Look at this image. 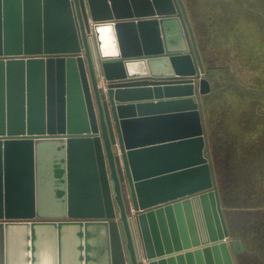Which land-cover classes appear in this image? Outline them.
Returning a JSON list of instances; mask_svg holds the SVG:
<instances>
[{"label":"water","instance_id":"obj_1","mask_svg":"<svg viewBox=\"0 0 264 264\" xmlns=\"http://www.w3.org/2000/svg\"><path fill=\"white\" fill-rule=\"evenodd\" d=\"M184 0H0L4 264H238Z\"/></svg>","mask_w":264,"mask_h":264},{"label":"rangeland","instance_id":"obj_2","mask_svg":"<svg viewBox=\"0 0 264 264\" xmlns=\"http://www.w3.org/2000/svg\"><path fill=\"white\" fill-rule=\"evenodd\" d=\"M184 2L197 41L200 40L205 48L204 55L211 58L205 61L202 55L206 70L204 75L211 89L221 86L217 96L205 98V133L208 153L215 168L220 169L227 179L225 182L230 184V189H226V201L237 213L231 218L233 227L237 229L249 222L251 216L258 214L264 219V195L261 196L263 191L260 189L264 188V169L262 172L257 165H253L249 167L251 175L244 170L243 176L238 177L239 168L247 169L246 161L258 164L255 147L246 149L240 141H259L264 137V0ZM227 63L230 68L209 75L213 76L211 81L208 68L219 70ZM240 87L248 89L249 94L239 90ZM244 113H250L247 116L250 121ZM255 115L262 119L254 118ZM258 190L261 191L257 193ZM246 191H250L252 197H245ZM1 238L0 235V264H4ZM236 257L238 264H261L257 263L256 256L245 251Z\"/></svg>","mask_w":264,"mask_h":264},{"label":"trees","instance_id":"obj_3","mask_svg":"<svg viewBox=\"0 0 264 264\" xmlns=\"http://www.w3.org/2000/svg\"><path fill=\"white\" fill-rule=\"evenodd\" d=\"M198 42H199V46H200L199 48L201 49L200 50L201 54L203 55L205 61L210 60L211 59L210 57H206L204 55L205 48L201 46L200 40ZM202 49H203V51H202ZM212 68L213 67L208 68V70H207L208 76L212 75V73H214V72L217 73L218 71H223V70L229 69L230 64L227 63L225 66L220 67L219 70H214V69L212 70ZM209 78L211 81L213 80V76H209ZM220 87L221 86L212 87V89L208 93L203 95L202 103H201V109H202V113H203L205 126H206V119H205L204 112H205L206 104H207L205 102V98L206 97L209 98L210 96H217L219 94V91H220L219 88ZM239 90H241L243 93L245 92L246 95L249 94V91H247L248 89H243L240 87ZM245 111H249V110H245ZM243 115L245 118L249 119V121L251 120L250 117H247L248 115H250V113L249 114L244 113ZM253 117L257 118V119H262L259 115H255ZM238 140H239V137H238ZM238 140H236V142H238ZM250 143H253V144L249 146ZM240 144H242L243 146L245 145L246 149L251 147V146L255 147V150H256L255 160L258 164L252 163L253 162L252 160L246 161L245 165H247V169L246 168L243 169L242 167L239 168L240 173H239L238 177L241 178V176H243V174L245 173L244 170H248L247 172L251 175V172H250L251 169H249V167L253 166V165H257L258 168H260L263 172V169H264V137L261 138L259 141H252V140L249 141L248 140V141H244L243 143L240 141ZM234 147H237V146L235 145ZM215 169H216L217 183L219 184L218 187H219V190L221 193L222 204H223V207L225 209V216L227 219V224L229 226V230H230L231 235L233 237L242 238L245 242V245H246L245 253H249V254L256 256L257 257V263L261 262V264H264V250H263L264 249V219H263V217L261 215H258V214H257V216H251L253 213L252 214L246 213V214H249L252 217V219H249V222H245L240 228L236 229L235 227H233L231 218L234 216V214H237V213L234 210L233 206H231L229 204V202L226 201V189H230V184L228 181H227V183L225 182L227 179H226V177L223 176V173L220 172V169H218V167H216ZM260 189L263 191L261 194V196H262V195H264V188L260 187ZM261 190H258L257 193H259ZM244 196L248 197V198L252 197V195H250V191H246V194H244Z\"/></svg>","mask_w":264,"mask_h":264},{"label":"crops","instance_id":"obj_4","mask_svg":"<svg viewBox=\"0 0 264 264\" xmlns=\"http://www.w3.org/2000/svg\"><path fill=\"white\" fill-rule=\"evenodd\" d=\"M1 239H2V238H1ZM2 250H3V249H2ZM3 251H4V250H3ZM239 254H240V253H238V255L236 254V256H239ZM236 259H237V257H236ZM3 261H4V259H3Z\"/></svg>","mask_w":264,"mask_h":264}]
</instances>
